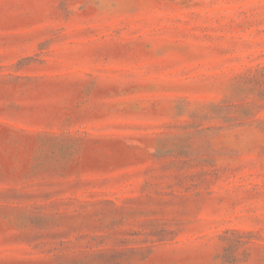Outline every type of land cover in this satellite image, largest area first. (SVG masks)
I'll return each mask as SVG.
<instances>
[{
	"label": "rangeland",
	"instance_id": "obj_1",
	"mask_svg": "<svg viewBox=\"0 0 264 264\" xmlns=\"http://www.w3.org/2000/svg\"><path fill=\"white\" fill-rule=\"evenodd\" d=\"M0 264H264V0H0Z\"/></svg>",
	"mask_w": 264,
	"mask_h": 264
}]
</instances>
